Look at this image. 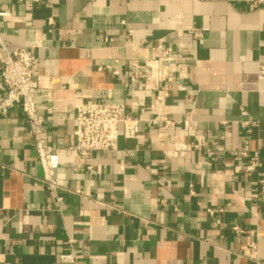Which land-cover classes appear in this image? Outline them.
<instances>
[{
	"label": "crops",
	"instance_id": "0c3cea01",
	"mask_svg": "<svg viewBox=\"0 0 264 264\" xmlns=\"http://www.w3.org/2000/svg\"><path fill=\"white\" fill-rule=\"evenodd\" d=\"M0 12V43L38 56L47 145H74L88 100L139 121L116 151L60 156L54 193L22 109L0 117V264H61L72 248L77 264H264L263 169L239 158L264 162L260 0H0ZM159 44L183 56L168 96L128 79Z\"/></svg>",
	"mask_w": 264,
	"mask_h": 264
},
{
	"label": "built area",
	"instance_id": "2783aa9c",
	"mask_svg": "<svg viewBox=\"0 0 264 264\" xmlns=\"http://www.w3.org/2000/svg\"><path fill=\"white\" fill-rule=\"evenodd\" d=\"M26 1L40 5L45 0H18L19 3ZM260 3L264 4V0H260ZM10 17V12H0V18ZM205 32L206 30L192 29L188 34L200 40ZM33 49L34 47H28L10 51L0 43V117L7 116L17 106L22 109L28 129L34 137L35 150L43 171L41 183L56 193L61 188L56 179L60 156L74 152L80 160L90 162L96 153L116 151L120 137L126 140H134L137 137L139 121L130 116L128 108L123 104L108 105L88 100L75 105L74 145L66 148H53L47 145L43 132L46 118L39 112L35 98V92L39 88V81L34 78L38 56ZM153 51L157 53L156 57L131 63L128 79L131 83L141 81L145 86L149 85L145 87L148 90L154 85L152 89H160L165 96H168V86L174 81L172 77H168V74L173 69L180 68L183 56L163 44L157 45ZM261 72L264 73V68ZM151 124L158 127L159 122L153 121ZM242 157L247 159L246 174L252 175L261 168L264 174L262 160L255 157L248 158L247 153H241L239 158ZM87 169L92 170L93 167L88 166ZM258 184L257 197L264 207V176L259 179ZM56 202L59 207L62 205V199L57 196ZM234 231L242 233L239 228H234ZM251 248L254 249V246ZM59 262L77 264L75 250L72 248L70 254L59 255Z\"/></svg>",
	"mask_w": 264,
	"mask_h": 264
}]
</instances>
